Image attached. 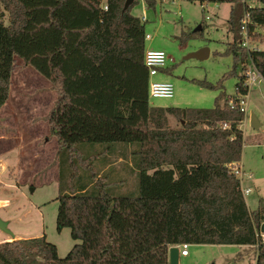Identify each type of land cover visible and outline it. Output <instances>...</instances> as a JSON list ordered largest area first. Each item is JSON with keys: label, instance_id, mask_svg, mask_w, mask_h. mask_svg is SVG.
Wrapping results in <instances>:
<instances>
[{"label": "trees", "instance_id": "trees-1", "mask_svg": "<svg viewBox=\"0 0 264 264\" xmlns=\"http://www.w3.org/2000/svg\"><path fill=\"white\" fill-rule=\"evenodd\" d=\"M242 1L236 22L230 11L232 68L222 77L236 76L234 95L220 80L205 84L220 90L211 108H163L149 103L144 23L131 13L136 0L125 10V0H106V10L102 0H0V109L15 58L51 83L56 97L46 120L57 145V199L67 200L60 224L79 240L64 258L43 236L4 241L0 264H168V249L182 243L255 246L254 264H264V208L248 210L227 166L241 160L244 113L228 101L248 92L249 57L264 79V48L248 53L238 44L245 10L249 33L264 43V6ZM168 115L179 128L167 125ZM114 143L132 146L110 154ZM95 144L103 146L86 148ZM118 153L137 170L135 195L115 193L104 172ZM79 203L88 214L82 219Z\"/></svg>", "mask_w": 264, "mask_h": 264}, {"label": "rangeland", "instance_id": "rangeland-1", "mask_svg": "<svg viewBox=\"0 0 264 264\" xmlns=\"http://www.w3.org/2000/svg\"><path fill=\"white\" fill-rule=\"evenodd\" d=\"M245 3L264 6L254 0ZM242 9V0H157L154 7L147 6L144 0H136L131 13L141 20L144 18V31L150 36L145 39L144 48L162 50L167 58L163 71L152 79L168 80L174 87L173 97L149 98L150 105L211 108L220 90L205 84H216L220 80L221 90L234 95L236 76L222 77L232 68V57L225 53L228 43L234 39L230 11L233 10L236 22ZM4 15L3 21L7 24V13ZM258 30L264 33L263 28ZM254 42L261 47L264 44L256 39ZM204 47L209 50L207 58L187 57ZM240 73L237 68V74ZM55 97L47 79L15 58L9 98L0 109V218L8 222L13 236L0 230V243L19 239L16 236H43L54 246L56 255L64 258L72 253L79 240L73 239L70 225L60 224L67 200L57 199V145L49 134L46 120ZM245 102L240 161L242 168L252 174V179L243 177L241 185L251 189L244 198L248 210L253 211L264 208V80L249 86ZM251 113L260 124L257 129L250 126ZM167 118L169 127H180L173 116ZM127 144L132 146L131 143H114L110 154L116 147ZM102 146L86 145V148L97 150ZM106 160L105 156L97 161ZM110 160L113 163L104 172L113 181L115 193L135 195L138 176L132 161H121L119 153ZM80 205L77 211L82 219L88 214ZM89 215H93L92 210ZM97 238L99 241L101 234ZM255 255L254 247L244 245L188 244V255H179L178 264H254Z\"/></svg>", "mask_w": 264, "mask_h": 264}, {"label": "built area", "instance_id": "built-area-1", "mask_svg": "<svg viewBox=\"0 0 264 264\" xmlns=\"http://www.w3.org/2000/svg\"><path fill=\"white\" fill-rule=\"evenodd\" d=\"M101 7L103 10L107 9L106 0H102ZM144 22V18H142ZM250 23V16L247 10L244 11L241 20H240V38L238 44L244 48L248 53L253 51L262 50L261 46H258L254 42L252 35L248 31V24ZM149 34H145V39H149ZM166 54L162 50L158 49H145L143 53V63L148 71V98H171L174 95V87L170 81L166 80H154L152 79L160 71L164 69L166 64ZM245 74V83L249 89V86H252L262 80L263 77L259 70L257 69L254 61L249 57L248 62L246 63V68L244 70ZM248 93V92H247ZM247 94L240 95L238 100L230 99L228 101L229 106H233L235 103L238 104L240 111L244 113V118L246 114V98ZM244 120V119H243ZM226 128L227 125L225 124ZM239 128V126H238ZM229 170L234 174V176L239 180L240 191L243 196L250 193L251 189L249 187L243 188L241 182L243 177L246 179H252V174L246 172L242 165L239 162H232L228 165ZM262 240L264 241V233L261 232ZM178 248L179 255L187 256L188 255V243H182L179 245H174Z\"/></svg>", "mask_w": 264, "mask_h": 264}, {"label": "water", "instance_id": "water-1", "mask_svg": "<svg viewBox=\"0 0 264 264\" xmlns=\"http://www.w3.org/2000/svg\"><path fill=\"white\" fill-rule=\"evenodd\" d=\"M133 0H125L124 2V6H123V10H125L131 3ZM209 55V50L204 47L200 50L194 51L192 53H190L187 57L188 58H197V59H204L207 58ZM249 121H250V126L253 129H257L260 124L257 120V118L255 117V115L253 113L250 114L249 116ZM112 204V202H111ZM0 230L13 236L12 232L10 231L9 227H8V222L4 221L0 218ZM261 231L264 233V224H262L261 226ZM178 258H179V251L178 248L176 246H171L168 249V264H178Z\"/></svg>", "mask_w": 264, "mask_h": 264}, {"label": "crops", "instance_id": "crops-1", "mask_svg": "<svg viewBox=\"0 0 264 264\" xmlns=\"http://www.w3.org/2000/svg\"><path fill=\"white\" fill-rule=\"evenodd\" d=\"M262 48H264V44H263V46H262ZM162 80V79H161ZM166 81H168V80H166ZM241 124H242V122H241ZM241 124L239 125V129H241L242 130V132L244 133V131H243V129H242V127H241ZM239 163L241 164V161H239ZM16 237H18L19 239H20V236H16ZM8 239V238H7ZM247 247H254V250H255V246H247ZM256 251V250H255Z\"/></svg>", "mask_w": 264, "mask_h": 264}]
</instances>
